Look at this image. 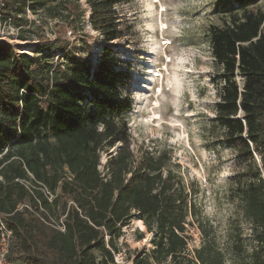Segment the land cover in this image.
Segmentation results:
<instances>
[{
	"label": "trees",
	"instance_id": "1",
	"mask_svg": "<svg viewBox=\"0 0 264 264\" xmlns=\"http://www.w3.org/2000/svg\"><path fill=\"white\" fill-rule=\"evenodd\" d=\"M125 2L0 0V22L13 28L28 14L53 22L55 37L40 39L61 55L28 56L0 40V223L13 264H116L115 240L135 214L153 237L131 264H227L169 152L131 149L130 67L108 47L123 37L114 8ZM221 2L227 18L209 32L222 82L214 122L245 179L236 189L253 243L248 253L237 235L231 251L238 264H264V13L256 0ZM87 15L104 44L94 66L67 49ZM194 223L203 241L190 253Z\"/></svg>",
	"mask_w": 264,
	"mask_h": 264
},
{
	"label": "rangeland",
	"instance_id": "2",
	"mask_svg": "<svg viewBox=\"0 0 264 264\" xmlns=\"http://www.w3.org/2000/svg\"><path fill=\"white\" fill-rule=\"evenodd\" d=\"M223 8L221 0H126L114 8L123 37L108 47L130 67L132 110L123 120L135 157L145 150L169 152L168 168L180 179L209 238L222 249L227 264H238L231 251L235 236H240L248 253L253 243L236 189L242 181L238 159L226 145L222 128L214 122L222 82L209 32L221 27L227 18ZM252 10L264 13V0H256ZM27 19L21 30L0 22V40L14 45L17 53L61 60L59 52H48L40 39L55 37L53 22L31 14ZM83 29V34H66L67 49L94 66L104 44L90 29L88 15ZM151 71L158 76L147 83ZM236 81L241 84L240 77ZM105 161L103 155L101 163ZM141 225L135 214L115 240L118 264H131L130 256L152 249L153 235ZM187 231L188 251L192 253L203 239L196 223Z\"/></svg>",
	"mask_w": 264,
	"mask_h": 264
},
{
	"label": "built area",
	"instance_id": "3",
	"mask_svg": "<svg viewBox=\"0 0 264 264\" xmlns=\"http://www.w3.org/2000/svg\"><path fill=\"white\" fill-rule=\"evenodd\" d=\"M51 198V196H50ZM58 231L64 232V225L62 222L57 226ZM11 237V231L7 230L5 226L0 223V264H13L7 259L9 252V240ZM115 263L118 264V260L115 257Z\"/></svg>",
	"mask_w": 264,
	"mask_h": 264
},
{
	"label": "bare ground",
	"instance_id": "4",
	"mask_svg": "<svg viewBox=\"0 0 264 264\" xmlns=\"http://www.w3.org/2000/svg\"><path fill=\"white\" fill-rule=\"evenodd\" d=\"M148 8H149V5H148ZM153 76H158L154 71H151L150 73H149V75H148V78L147 79H145L146 81H147V83H150L151 81H152V77ZM141 228L142 229H144V226L143 225H141Z\"/></svg>",
	"mask_w": 264,
	"mask_h": 264
}]
</instances>
